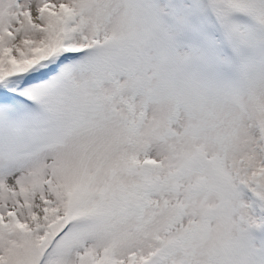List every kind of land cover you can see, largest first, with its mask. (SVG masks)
<instances>
[{
	"label": "snow or ice",
	"instance_id": "obj_1",
	"mask_svg": "<svg viewBox=\"0 0 264 264\" xmlns=\"http://www.w3.org/2000/svg\"><path fill=\"white\" fill-rule=\"evenodd\" d=\"M0 264H264V0H0Z\"/></svg>",
	"mask_w": 264,
	"mask_h": 264
}]
</instances>
